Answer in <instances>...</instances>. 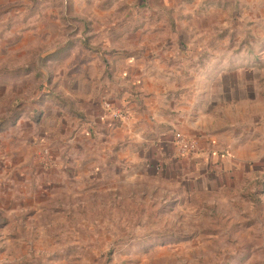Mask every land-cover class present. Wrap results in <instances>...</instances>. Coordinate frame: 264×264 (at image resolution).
Listing matches in <instances>:
<instances>
[{
  "label": "rangeland",
  "instance_id": "1",
  "mask_svg": "<svg viewBox=\"0 0 264 264\" xmlns=\"http://www.w3.org/2000/svg\"><path fill=\"white\" fill-rule=\"evenodd\" d=\"M185 6L0 0V264H264V0ZM153 38H179L158 51L176 65L161 67L191 75L184 85L200 88L211 112L200 135L167 131L164 165L146 149L148 167L133 169L113 143L100 152L93 117L115 131L144 108L116 76ZM197 57L208 61L192 66ZM111 76L120 87L110 99ZM176 134L197 151L181 152Z\"/></svg>",
  "mask_w": 264,
  "mask_h": 264
},
{
  "label": "crops",
  "instance_id": "2",
  "mask_svg": "<svg viewBox=\"0 0 264 264\" xmlns=\"http://www.w3.org/2000/svg\"><path fill=\"white\" fill-rule=\"evenodd\" d=\"M137 1L139 2L140 0ZM161 1L164 2V5H169L170 2L175 1L178 11H180V14H182L181 13L182 8L185 9L186 2H189L191 0H161ZM138 7L142 8L141 6ZM134 14H136V12H134ZM171 16H174L176 18L178 14L174 13ZM157 27L158 28L155 29L158 31V33L171 32V30H169L165 24H160ZM173 32L175 31L173 30ZM174 38H171V40L167 39L168 41L159 40V42H155L154 38L153 40H151L152 42L150 40H146V42L140 41L139 42L140 44L138 43L139 44L138 46L140 48L143 49L145 48L147 50L153 49V51L151 50L150 54L146 53L145 55H142L143 57L140 56V58L134 57V59H132L131 57H128L127 60L124 62V66H126L125 70L122 71L120 74H117L116 76V79H120L123 81H127V80L130 81L131 85H135L134 90L138 89L139 92L135 93L134 96L132 95L134 97L132 98V100H134L135 102H139L138 96H142L144 99V108L136 113L131 112L130 120L132 121V123L130 121L126 126H123L120 130L112 131L110 130V127L112 129L113 122L110 123V121L101 120L102 119L101 112L99 114L95 113L93 117L96 120L94 122H95V127L97 128V130L95 129L96 132H95L94 140L95 142L100 144L101 148H105L102 149V151L100 152H104V150H106L105 152H109L106 149L107 146L106 144L110 146L111 143H113V145L110 148V152L117 153V155L118 153H126V155L129 154V157L126 160L131 161V163L134 162V166L130 165L131 167L132 166L134 167L133 169L139 166H142L141 167L142 169L144 167L145 168L148 167L142 155L144 154V151L146 149L147 152L149 153L148 157L152 161H155V163L156 162L159 163V165L161 164V166L164 165V161L168 158V157L166 158V154H165L166 149L168 148L172 149V147L174 146L172 143L173 134L170 133L167 134V131H170L172 128L174 129L173 126L176 124V128L174 129L176 131H179V129L190 131L192 129V131H195V133L199 134L205 130L202 127H200L201 131L196 130L195 127H199V123L205 119L206 117L205 113L209 114V112H211L209 106L208 108L204 107L206 98L203 97L204 95L203 92H198L200 88L196 87L194 84L192 85V83L187 84L188 86L184 85L185 83L184 81L186 78L192 80L191 75L182 72H175V73H172L170 71L165 72V69L161 67V66H165V64L167 65L171 64L172 66L176 65V62H172V61H177L178 59L170 61L169 58H167L164 55V53L161 54L160 52H158V51H163V48L171 49V48H176L178 46L181 47L182 42L179 40V38L181 39V37L179 36L177 40L178 43H176L177 41L176 42L174 41ZM103 45L107 47L110 46L107 45V43L104 41H103ZM115 58H117V56ZM212 60L213 59L209 60L210 61L209 63L211 65L213 64ZM207 61L206 59L200 60V58L197 57L190 64L192 65V63L193 64L195 63L192 66H196L198 64L203 65L202 62L206 64ZM220 63L221 64L223 63L222 59L220 60ZM140 64L144 65V68H141V70H137L136 67H138L137 65ZM214 64L216 65L218 63L215 62ZM207 68L204 73L202 71L203 77H201L199 80V83L201 85H204V87L208 85L207 80L211 79L214 75L213 73H210L211 68L208 69ZM111 78L112 80H115L117 83L113 81L111 82L108 81L106 83V87H104V85L102 84V89H103L102 95L107 96L110 99L116 98V95L118 94L117 93L118 89L116 88V86L118 85V87H120L118 80H116L112 76ZM130 91L132 92L133 90L131 89L124 90L125 93L123 94L125 95L127 92L129 94ZM123 94L121 93V96H123ZM186 94L189 97H186ZM121 96H117V98ZM123 102L124 101L121 100L120 107L124 105ZM129 102L130 101L127 100L126 105ZM171 109L174 110L173 114L170 112ZM181 112L184 114L183 119L180 116ZM137 137L139 138V140L140 138H143L144 142L136 141ZM172 150L174 151V149ZM151 156L153 157V159L151 158ZM126 160L121 159V162L122 163L125 162V165L127 167L129 163ZM121 162L119 161L118 163ZM114 165H116L115 158L114 159L112 158L109 161L107 160V167L104 168L110 170L113 168ZM120 167L121 166H118L116 168L121 169Z\"/></svg>",
  "mask_w": 264,
  "mask_h": 264
},
{
  "label": "built area",
  "instance_id": "3",
  "mask_svg": "<svg viewBox=\"0 0 264 264\" xmlns=\"http://www.w3.org/2000/svg\"><path fill=\"white\" fill-rule=\"evenodd\" d=\"M175 144L181 152L195 153L197 151V144L195 141L187 140L176 134L174 137Z\"/></svg>",
  "mask_w": 264,
  "mask_h": 264
}]
</instances>
